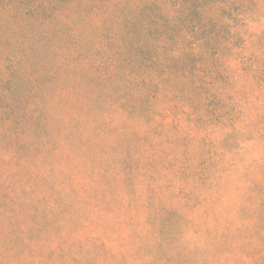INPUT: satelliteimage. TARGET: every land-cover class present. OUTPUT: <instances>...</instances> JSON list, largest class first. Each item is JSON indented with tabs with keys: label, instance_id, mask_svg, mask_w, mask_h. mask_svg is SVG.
Here are the masks:
<instances>
[{
	"label": "rangeland",
	"instance_id": "374dc122",
	"mask_svg": "<svg viewBox=\"0 0 264 264\" xmlns=\"http://www.w3.org/2000/svg\"><path fill=\"white\" fill-rule=\"evenodd\" d=\"M187 2L195 0H0V67L5 63L3 33L10 37V53L31 64V32L43 30L46 39L37 47L54 46L57 51L48 59L56 57L69 68L56 83L71 101L59 102L53 113L78 118L79 128L88 125L86 109L98 106L99 91L86 87L87 67L99 69L104 62L100 75L107 76L110 67L124 68L159 88L148 112L107 109L112 125L132 124L146 150L152 137L159 150L151 176L130 177L129 169L135 171L140 163H128L120 167L119 184L112 188L100 184L69 192V182L90 183L86 169L95 175L100 163L85 160L73 138L64 145L57 135L61 155H69L70 143L78 148L70 162L51 157L47 165L53 174L39 159L32 166L21 156L11 159L8 151L21 135L0 114V156L7 162L0 163V264H258L238 236L217 248L203 237L194 240L190 231L188 241L179 236L183 230L177 233L181 243H169L162 234L177 229L175 210L201 229L237 219L239 206L248 213L264 202V0H205L193 16ZM133 6L146 14L152 56L158 59L150 67L135 65L139 54L128 35L138 37L141 28L129 18ZM170 18H175L172 25ZM33 20V26L28 24ZM100 28L106 38L100 37ZM116 52L129 57L124 66L115 61ZM162 60L167 63L163 70ZM108 134L101 143L116 147L113 153L135 154L118 129ZM63 167L72 170L60 174ZM41 174L54 187L45 186ZM24 183H35V189L21 192ZM188 190L192 194L184 207L181 194ZM184 249L189 254L180 258Z\"/></svg>",
	"mask_w": 264,
	"mask_h": 264
},
{
	"label": "trees",
	"instance_id": "16d2710c",
	"mask_svg": "<svg viewBox=\"0 0 264 264\" xmlns=\"http://www.w3.org/2000/svg\"><path fill=\"white\" fill-rule=\"evenodd\" d=\"M184 5L188 7V10H190L189 6H191L193 16L194 11L197 13L201 12L202 8L205 6V0H195L193 4L187 2ZM170 6L174 8L173 4H170ZM130 13L131 15H129V18L131 21L141 28V34L138 35V37L131 34L128 35V38L133 37L130 46L136 48L135 51L139 54L137 58L138 63L136 62L135 65L137 67H139V65L150 67L154 62H157L158 59L152 56L153 47L148 37L151 33L150 30L145 27L146 14L141 7L132 8ZM173 19H171L172 21L167 20V23L171 22V25L174 24L175 22H173ZM33 22L35 21L33 20L28 24L33 26ZM115 26L116 31L119 32L121 29L120 22L119 24L115 23ZM31 33L30 41H33V51H35L34 61H32L31 64L23 62L25 56L17 57L15 53L14 55L10 53V37L7 36V33L2 34L3 44L5 45V63L0 67V114L5 118L9 117L13 122L14 128H19L18 131H20L19 133L21 135V139L13 142V150L8 151V153L10 152L9 157L15 159L17 156H21L31 166L39 159L46 168L47 174L50 175L53 174L54 171L51 165H47L51 157L60 156L65 161L69 159L70 162V160L76 156L73 149H75L77 145L78 147L80 146L79 150L83 151L85 160L98 159L100 163L95 175H92L91 167L85 168L91 180L90 183L82 181L81 183L72 184L69 182V192L71 193H76L78 191L76 189L79 187L92 188L100 184H105L110 186V188H112L113 184L118 186V176H122L120 167L128 163H140L136 166L137 169L135 171L129 169L128 173L130 177L140 178L144 174L151 176L156 170L157 157L159 154L158 148H153V146L157 145V141L155 140L156 142H153L154 138L152 137L149 143L153 145L149 146L146 150L144 147L145 142L142 140L140 141L138 130H136L132 124L131 127L128 128H118L112 125V119L107 117L106 112L110 106H116L122 109L127 107V110L125 109L126 114L130 113L134 108L140 110L144 109L148 112L151 104L158 98V86L156 87L150 79L135 75L131 70L129 71L118 67L116 70L111 69L110 64L113 60L109 63L110 69L107 76L98 73L99 69L102 70V68L105 67L104 62L99 69L96 66L87 67L84 71V75L87 78L86 87H93L95 91H99L95 100L98 106L94 110L93 107H95V104L92 108L86 109L83 118L85 121H89L88 125L85 126V128H79L77 126V123H79L78 118L74 119V117H72L73 119L71 118L68 120L62 112H56L57 114L53 113V109H56L59 102L63 101L67 103L71 101V98L64 89L58 87L56 83L58 75L69 69L67 64L65 66L62 65L64 62L59 61L56 57H50L48 59L49 56L47 54H55V51H57L54 46L50 48L37 47L36 44L40 39H46L43 30L40 29ZM99 35L102 38H106L108 33L102 31L100 28ZM167 38L168 37H166V40L162 41V44H166ZM155 39L159 41V39ZM185 40L189 41V38L185 37ZM114 56L117 57L115 61L122 63L123 66L128 62L127 60H129L127 55L121 53L117 54L116 52ZM110 57H112V55ZM62 59L63 61H67L65 56H63ZM158 63L161 66V70L167 68V63L164 60ZM91 68L96 69L94 73L90 72ZM0 119H2L1 116ZM7 129L8 125L5 130ZM117 129L120 136L130 141L129 147L131 148V152L135 153L134 155L130 156V154L126 153H113L116 147H105L104 144L101 143V139L105 137L104 135H109L108 133L117 131ZM147 130V127H145L143 132L147 133ZM1 135H3V133ZM57 135L61 141H63L64 145L68 141L70 142L72 138L78 140L77 145L74 144L73 146L72 143L69 144V155L64 156L60 154V149H58L56 141ZM166 139L167 137H164V140L158 143L161 144ZM138 140L141 142L140 144ZM7 144H11V140H9ZM149 149H152V151L148 155L147 151ZM4 150H6V148ZM1 156L0 163L2 166L3 163L5 164L7 162L5 161L6 159L3 160V154ZM183 158V163L186 164L188 162V157L183 156ZM119 164L122 165L120 166ZM63 168L65 170L61 169L59 171L61 172L60 174H66L67 171L72 170L70 168L67 170L66 167ZM40 170L42 172L43 169L41 168ZM40 177L43 179V184L45 186H53L42 174ZM120 181H122V179ZM25 184L26 183L22 185L21 192L29 193L35 189V183L32 185L31 183L29 185ZM134 188H136V186H134ZM191 194L192 192L190 190L181 194L182 199H180V201L182 206L184 205L185 207L187 205ZM202 213L209 215L210 210L204 208ZM235 214L237 215V219L233 218V221L224 219L222 223L204 225L201 229H198L195 224L192 225L190 222L188 218L189 215L183 213L181 210L177 212L175 210L173 217L179 221V224L175 226L177 229L166 231L165 234L164 232L162 234L166 241L173 243L179 239L177 233L181 230L184 232L179 236L186 235V238L188 237L186 241L192 240L186 234L190 231L192 232L191 235L194 234L192 237H203L209 240L211 244L214 242L213 245L217 248L221 247L220 243L222 244L223 241L230 242L228 240L238 236L243 240V243H245V253L251 256V261L264 264V202L259 204L257 210L248 213L244 206H239ZM235 220H237V222L233 223ZM174 225L175 224L172 226ZM196 237H193V239L195 240ZM179 241L181 243L183 238L180 237ZM184 250L185 251L182 250L180 258H186L184 256L189 254L188 250ZM164 264H167V262Z\"/></svg>",
	"mask_w": 264,
	"mask_h": 264
}]
</instances>
